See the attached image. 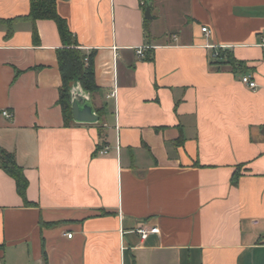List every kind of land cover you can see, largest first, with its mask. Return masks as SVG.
I'll return each instance as SVG.
<instances>
[{
	"label": "crops",
	"instance_id": "0c3cea01",
	"mask_svg": "<svg viewBox=\"0 0 264 264\" xmlns=\"http://www.w3.org/2000/svg\"><path fill=\"white\" fill-rule=\"evenodd\" d=\"M30 3L0 0V149L27 180L25 202L0 169V264H264V0H57L98 88L69 126Z\"/></svg>",
	"mask_w": 264,
	"mask_h": 264
},
{
	"label": "trees",
	"instance_id": "16d2710c",
	"mask_svg": "<svg viewBox=\"0 0 264 264\" xmlns=\"http://www.w3.org/2000/svg\"><path fill=\"white\" fill-rule=\"evenodd\" d=\"M30 8L25 20L32 25L33 41L38 42V34L35 27L36 21H52L58 31L63 48L56 53L62 85L59 88V105L61 107L64 125L74 124L71 113L70 91L75 83L80 85L83 92L92 94L98 88L94 82V69L91 58L85 57L78 49L77 42L71 34L67 23L62 19L56 9L57 0H30ZM9 26L8 35L11 34V25L15 20L6 21ZM1 24V23H0ZM219 56V55H218ZM233 66H239L236 61L229 59ZM99 136L102 138V130L98 126ZM0 169L3 170L15 182L18 195L26 202L25 192L27 180L23 170L15 161L13 154L0 149Z\"/></svg>",
	"mask_w": 264,
	"mask_h": 264
},
{
	"label": "water",
	"instance_id": "95a60500",
	"mask_svg": "<svg viewBox=\"0 0 264 264\" xmlns=\"http://www.w3.org/2000/svg\"><path fill=\"white\" fill-rule=\"evenodd\" d=\"M150 9L145 11V18H150ZM78 84V83H77ZM76 83L70 91L71 113L72 120L75 124L94 125L99 123V116L95 113L90 102L89 94L77 92L75 88ZM80 86V85H79ZM80 88V87H79Z\"/></svg>",
	"mask_w": 264,
	"mask_h": 264
},
{
	"label": "built area",
	"instance_id": "2783aa9c",
	"mask_svg": "<svg viewBox=\"0 0 264 264\" xmlns=\"http://www.w3.org/2000/svg\"><path fill=\"white\" fill-rule=\"evenodd\" d=\"M201 32L204 33L206 36H209L211 34V31L205 27L201 28ZM262 45H264V41L262 43ZM143 50L144 48H139L136 50V54L139 56H142L143 54ZM218 57V52H215L213 54V58H217ZM240 82L241 84H243L245 87H247L250 90H254L257 87L256 82L253 80V78L250 75H243L240 78ZM110 98H114L115 97V92L111 93L109 95ZM2 116L5 118H11L12 114L9 113L8 111H2ZM99 155H106L108 154V147H105L101 150L98 151ZM136 234L139 236L141 241H144L147 239V237L151 234H157L158 233V229L157 227H149V228H144V227H139L135 230ZM68 238L72 237V234H67Z\"/></svg>",
	"mask_w": 264,
	"mask_h": 264
}]
</instances>
